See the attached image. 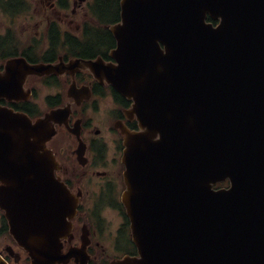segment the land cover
<instances>
[{
	"label": "water",
	"instance_id": "1",
	"mask_svg": "<svg viewBox=\"0 0 264 264\" xmlns=\"http://www.w3.org/2000/svg\"><path fill=\"white\" fill-rule=\"evenodd\" d=\"M110 29L116 63L77 66L133 97L139 120L137 132L119 125L122 202L139 256L111 264H264V0H121ZM56 68L8 60L0 98L27 99L25 77ZM67 112L33 123L0 106V208L33 264H87L83 249L60 252L57 229L76 199L51 164L43 174L50 121ZM226 178L229 189H213Z\"/></svg>",
	"mask_w": 264,
	"mask_h": 264
},
{
	"label": "flooded vegetation",
	"instance_id": "2",
	"mask_svg": "<svg viewBox=\"0 0 264 264\" xmlns=\"http://www.w3.org/2000/svg\"><path fill=\"white\" fill-rule=\"evenodd\" d=\"M18 3L21 6L13 11L0 12V70L3 69L8 58L16 56H23L31 63L39 61L55 63L58 60L67 62L71 57L82 55L73 52L71 56L70 49L66 48L69 47V43L64 46H60V43L68 34H73L66 27L71 26L76 17H86L84 2L18 0ZM14 16L16 21L11 25L4 23L6 19L12 20ZM67 20L68 23H66ZM17 27H20V31L15 30ZM75 28H79V25H75ZM44 30L46 35L43 34ZM45 39L48 41L47 46L40 47ZM94 49L95 55L92 57L105 56L103 53H97L95 46ZM84 55L87 56L85 53ZM75 76L79 79L78 85L89 86L91 89L89 100L82 101L79 105L72 103L69 120V125L76 121H79L81 125V137L85 141L84 153L79 156L75 151L78 141L68 131H66L69 133L66 139L52 138L47 143L58 161L55 175L78 197L77 213L72 219V227L69 232L62 230L60 233L62 251L66 252L70 247L80 245L82 239H85L88 264H110L112 260L124 255L136 254L121 201V193L125 188L124 165L121 162L123 147L122 138L118 135V131L114 130L116 129L114 125L123 122L130 129L136 130L138 124L136 117L131 113V100L117 93L112 87L98 83V80L93 79L88 71L79 70ZM68 78L70 79V73L66 71L40 78L29 76L25 87L30 88L36 95V88L40 83L49 85L50 82H56L66 87ZM53 88L56 89V85H53ZM63 92L57 90L53 96L59 95L61 100ZM99 100H102L104 105H112V111L116 116L110 125L104 123V127L109 132L107 136H103L102 133L97 135L102 130L83 115V104L90 101L96 103ZM6 103L12 106L18 102ZM19 103L22 105L21 109L24 106L28 112L39 111L36 104L24 105L23 101ZM62 128L58 127V129ZM114 219L116 223L110 227L109 224ZM6 229V224L0 227L3 234L7 233ZM84 233L87 236L84 237ZM4 255L11 264H30L26 258L20 257L17 261L18 258L11 257L9 253L4 252ZM65 264H76L74 257Z\"/></svg>",
	"mask_w": 264,
	"mask_h": 264
},
{
	"label": "trees",
	"instance_id": "3",
	"mask_svg": "<svg viewBox=\"0 0 264 264\" xmlns=\"http://www.w3.org/2000/svg\"><path fill=\"white\" fill-rule=\"evenodd\" d=\"M99 6L101 9V15L106 21V23H111L119 20V0H99ZM93 37L94 42L92 44L96 47L97 53H103L105 55L103 57L107 58V51L113 46V39L111 35L108 31L104 30L102 32H96V35ZM74 42L76 44L78 43L77 41ZM94 46H87V49L84 50V53L87 55L86 57H92L95 55ZM12 106L16 109H21L22 105L19 103H14ZM23 108L27 110L25 107Z\"/></svg>",
	"mask_w": 264,
	"mask_h": 264
},
{
	"label": "rangeland",
	"instance_id": "4",
	"mask_svg": "<svg viewBox=\"0 0 264 264\" xmlns=\"http://www.w3.org/2000/svg\"><path fill=\"white\" fill-rule=\"evenodd\" d=\"M16 6H17L16 1H13L12 2V9H16ZM15 21H16V16L13 17L12 20L11 19H6L4 21V23L6 25H11L12 22H15ZM15 30L16 31H20V27H17ZM50 91H51V89L45 87L42 83H40V85H38L37 88H36V96L34 97L33 100L36 103V105L38 107V110L40 112H43L44 108H46V106H45V104H46L45 96ZM94 115H95V117H97V123H98L97 126H98V128H100L102 130L101 133L103 134V136H107L109 134V132L101 124H102V120H103L102 118L103 117H105V116H106V118L110 117V111L109 110H99ZM1 223L2 222H1V218H0V227H1ZM115 223H116V219H114L113 222L109 224L110 227L113 226ZM5 245H12L14 250H18V247L17 246H13V243H11L10 239L0 231V248L5 246Z\"/></svg>",
	"mask_w": 264,
	"mask_h": 264
}]
</instances>
